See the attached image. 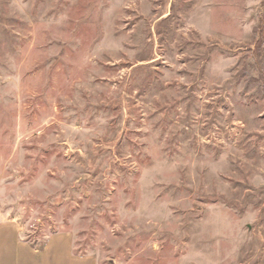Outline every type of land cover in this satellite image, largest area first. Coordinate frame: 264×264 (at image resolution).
<instances>
[{
  "label": "rangeland",
  "instance_id": "obj_1",
  "mask_svg": "<svg viewBox=\"0 0 264 264\" xmlns=\"http://www.w3.org/2000/svg\"><path fill=\"white\" fill-rule=\"evenodd\" d=\"M98 264H264V0H0V224Z\"/></svg>",
  "mask_w": 264,
  "mask_h": 264
},
{
  "label": "crops",
  "instance_id": "obj_2",
  "mask_svg": "<svg viewBox=\"0 0 264 264\" xmlns=\"http://www.w3.org/2000/svg\"><path fill=\"white\" fill-rule=\"evenodd\" d=\"M0 264H98L82 255L64 236H53L44 247L25 241L16 224H0Z\"/></svg>",
  "mask_w": 264,
  "mask_h": 264
}]
</instances>
